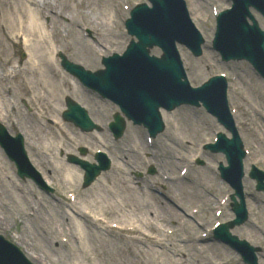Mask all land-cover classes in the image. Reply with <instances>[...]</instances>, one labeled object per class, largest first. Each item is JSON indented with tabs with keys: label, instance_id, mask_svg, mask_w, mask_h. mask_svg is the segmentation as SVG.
Masks as SVG:
<instances>
[{
	"label": "rangeland",
	"instance_id": "1",
	"mask_svg": "<svg viewBox=\"0 0 264 264\" xmlns=\"http://www.w3.org/2000/svg\"><path fill=\"white\" fill-rule=\"evenodd\" d=\"M5 1L0 0V18L5 11ZM134 1L137 0H43V6L37 5L41 15L40 22L45 24L46 31L57 32V52L62 51L70 61L80 63L86 69L95 70L102 67L99 63L101 54L120 52L130 40L131 36L123 28V20L128 15L125 7L130 8ZM185 1L192 20L207 40L201 58H194L188 50L183 47L179 48L187 76L190 82L196 85L212 74L226 73L229 83L228 99L231 108L236 110L235 120L239 134L245 148L249 150L250 157L259 160V163L255 164L264 169V82L252 71L248 62H220L218 54L210 48L214 30L212 11L226 7L227 0ZM109 13L113 14L114 21L106 23L103 16ZM252 14L260 28L263 29L264 17L254 11ZM47 16L51 18L50 21H46ZM4 25L3 23L0 25V36L3 38V49H1L3 59L0 67L2 70L11 66L17 67L18 73L12 84L7 81L0 84L3 89L9 85L13 86L9 92L3 91L4 99L3 103H0L2 120H0L8 130L18 129L23 133L31 162L41 170L49 186L54 188L55 192L48 194L38 189L31 180L20 179L16 174L14 164L6 158L0 148V233L16 244L35 264H81V262L86 264H243L228 246L218 242L215 244L214 242L200 243L198 239L201 237L202 230L187 219V223L194 227L184 225L181 221L183 220L181 212L161 197L157 196L159 198L157 206L154 205L151 197L155 196V193L152 194L149 189H138L140 193H131L136 183L132 181L128 172L104 174L96 181L97 187L90 189L81 187L82 173L75 166L70 172V178L66 179L63 168L68 164L64 158V160L59 158V149L75 150L73 141H84L89 143L93 149L101 147L98 142H102V147L108 149L104 144H107L109 135L105 129L103 132L84 135L69 124L68 129L72 137L66 138L62 133L63 125L54 122L59 120V113L64 108V97L67 95L85 104L95 122H99L102 126L110 117V112L114 107L111 103L104 102L86 91L73 75L67 73L60 65L57 52L55 57L60 71L58 75L54 77L47 70L45 75L48 78L47 84L34 80V91L26 90L21 76L32 80L33 75L30 71L31 63L27 60V49L20 40L8 38V31L6 34ZM84 28L89 29L93 37H85ZM76 38H84L85 41L82 43L88 46L80 49L74 44ZM89 47L91 51L88 50ZM150 51L153 54L159 53V50L154 47ZM22 53L24 57L21 56ZM59 75L66 78L65 83L59 82ZM41 88L47 91L43 99L38 97L42 93ZM174 116L172 123L169 124L170 133L161 135L154 147L159 152L155 162L161 161L160 163L164 164L163 169L172 173H177V169L181 166L189 167L185 175L190 182L184 178L173 185L179 189L183 208L188 207L189 210L193 206L206 205L209 201L213 204L215 196L220 198L227 186L211 167L216 166L223 156L205 154L203 159L206 160L207 167L201 169L210 176V179H215L217 176L216 181L220 188L217 183L213 187L210 182L198 179L202 177L197 174L200 171L192 169L195 166L192 161L195 144L203 142L204 135L210 133L209 117H202L194 109L185 106L176 110ZM129 124L128 134L117 142L115 148L111 147V150L115 149L116 157L131 158V163L136 168H141L153 162L152 159L149 161L146 158V153H151L152 149L146 146L143 136L141 137V149L138 139L131 135L132 124ZM216 128L219 127L216 126ZM141 130L145 129L141 128ZM173 132H177L179 138H175ZM187 141L194 144L190 146ZM128 148L136 151L129 154L124 151ZM176 156L182 157L181 162L176 161ZM87 157L90 158L89 155ZM169 157L176 162L173 167L167 163ZM249 161L251 160L247 162ZM246 168H248L247 163ZM48 170L51 173L50 176H48ZM246 181L249 180L246 179ZM203 188H210L208 190L213 196L205 194ZM71 193L74 194L75 201L69 200L68 196ZM196 193L206 198L203 200ZM144 197L150 199L147 213L139 211ZM75 208L85 210L88 214L85 216L88 221L84 219L81 221L83 225L80 226L83 228L79 232L86 234L82 242L74 238L70 243L68 233L71 232L73 237H77L79 233H77L79 228L73 222ZM252 208L250 220L258 225L259 230L249 226L251 233L249 234L250 239L247 240L253 246L258 247L256 250L259 255L257 264H264L263 194L257 195V202L252 205ZM28 211L35 213H33V220L28 221L26 217ZM148 214L153 216L149 221L163 228L164 233H169L167 238L164 237L163 242H150L149 236L159 231L158 228L155 229L152 226H149V229L143 227L137 232L135 228L133 231H127L135 232L128 234L129 236H141L146 241L127 243L131 249L130 252H126L127 255H122L123 259L118 258L121 254H112L113 249L118 250L122 246V240L111 242L114 238L108 234L107 228L98 231L93 227L94 219L105 217L109 219V222H115L120 227L126 228L131 224L145 222L143 218L148 217ZM200 214V216L205 215L204 212ZM231 215L232 212L227 209L223 217ZM207 219L206 225L209 226L213 221L210 218ZM243 228L235 226L233 233L241 238L246 235ZM116 235L126 236L127 233H116ZM81 244L84 245L81 246ZM158 246L159 248H156ZM150 249L159 250L161 254L154 258ZM87 250L90 251V258H85ZM106 261L110 262L106 263Z\"/></svg>",
	"mask_w": 264,
	"mask_h": 264
},
{
	"label": "water",
	"instance_id": "2",
	"mask_svg": "<svg viewBox=\"0 0 264 264\" xmlns=\"http://www.w3.org/2000/svg\"><path fill=\"white\" fill-rule=\"evenodd\" d=\"M234 11L231 15H223L220 18L219 32L217 34L216 45L217 48L222 52L225 59L230 57L234 58H247L254 66L264 65V32L258 33L257 26L248 27L245 23V17L248 15V7L253 5L259 10H264V3L258 0H234ZM154 8L147 14H143L138 18L141 19L140 22L145 23L147 33H153L155 36L152 40H148L145 37H141L140 42L135 45H131L128 54L125 56L122 64H119L120 70L133 71L143 76L147 73V68L149 70H155L156 68H164V88H171L174 86L172 77H178L181 73V67L177 56L174 53H166L159 62L151 61L147 58L146 46H151L153 44H159L165 47V43L171 41L174 37L181 39L182 42L189 45L193 50L199 44V40L193 33L192 29L186 23L185 16L182 13L183 7L179 4L178 0H154ZM135 18V15H134ZM165 24V25H164ZM168 24V25H166ZM183 25L181 32L175 36L166 38L164 34H161L163 28H171L174 25ZM170 25V26H169ZM129 30L132 32V20L128 22ZM145 30V31H146ZM257 30V31H256ZM145 33V32H144ZM133 51V52H132ZM63 58V57H62ZM158 61V60H157ZM106 66L105 70L90 72L84 70L78 65L68 62L63 58L62 66L88 83H99L101 88L111 92L110 82L105 77L112 69V64L109 62L104 63ZM156 73V72H155ZM138 82V81H136ZM156 83L158 81H155ZM141 88L143 89V96L141 99L143 103L147 106H152L151 89H147L146 85L148 81L146 79H139ZM154 90V88H153ZM169 99H172L170 93H165ZM69 111L65 115L70 114L72 109L76 107V103L66 99ZM18 142V143H16ZM16 142H10L5 136L2 127L0 126V143L9 151L11 157L16 159L18 168L20 169V175L23 177L27 175L24 172L25 165L21 162L20 155H13L19 145L21 147V138L18 137ZM16 143V144H15ZM226 235H228L226 233ZM1 240V239H0ZM237 242L239 241L236 238ZM243 245L248 246L244 241H239ZM5 246V247H1ZM249 247V246H248ZM243 249V248H241ZM0 264H29L23 255L17 250L16 247L9 243H0Z\"/></svg>",
	"mask_w": 264,
	"mask_h": 264
},
{
	"label": "bare ground",
	"instance_id": "3",
	"mask_svg": "<svg viewBox=\"0 0 264 264\" xmlns=\"http://www.w3.org/2000/svg\"><path fill=\"white\" fill-rule=\"evenodd\" d=\"M4 4H5V11L1 15L2 17L0 18V25L2 23L3 25L5 24L4 26H5L6 34L8 31V34H7L8 38L20 40L22 42V45L27 49V52H28L27 60H29L31 63L30 71H31V74H33L31 77L32 80H29V78L25 76H21V78L24 83L25 89L34 91V87H33L34 80L47 84L48 78L45 77L47 70L51 72V74L54 77H56L58 73L60 72L57 66L56 57L54 55V52L56 51V43L58 42V36H56L57 32L53 30H51L50 32L49 31L47 32L46 31L47 29L45 28V24H42V22H40L41 15L38 9L39 8L38 5L43 6L44 5L43 0H6ZM71 16L73 17V15ZM103 17L106 23H111L112 21H114V17L112 13H109L107 16H103ZM2 41H3V38L0 36V63H1V60L3 59V52L1 50L3 49ZM82 41L83 42L85 41L84 38H76L74 41L76 43L74 44L77 45V47H79L80 49L83 47H86L87 44L85 45V43H82ZM89 48L90 49L88 50L91 51L92 50L91 47ZM7 70L8 72L2 70L0 67V84L1 85L4 81L12 82L13 80H15V77L17 76V73H18L17 67L11 66ZM59 82L65 83L66 78L62 75H59ZM48 85H49V82H48ZM5 89L9 90L10 88L6 87ZM5 89H3V87H0V103H3V99H4L3 91H5ZM40 92L42 93H40L38 97L40 99L45 98L46 97L45 94L47 93V91L44 88H41ZM131 129H132L131 135L135 136L136 139H138V144L140 145L142 149L141 136H143L144 133H142L141 128L139 126L131 125ZM134 151L136 150L134 149ZM169 159L167 163L173 167L175 162L171 160V157H169ZM63 169L65 170V175H66L65 178L66 179L70 178V172L73 169V166L68 164L67 166H64ZM197 174L202 176L201 178H198V179L203 180V181H208L212 184V186L213 185L215 186V184L217 183L220 188L219 183L215 179H210V176L206 174L205 171H200ZM96 187L97 185L94 186V188ZM129 193H130V190H129ZM131 193L135 194V193H140V192L137 191L136 189H133L131 190ZM198 196L202 197L203 200L206 198L205 196H201V195H198ZM152 200L154 202V205H156L157 197L152 196ZM139 211L141 213L142 212L147 213V211H149V207H147L145 211L143 209H140ZM76 212H78V214H76L74 218L76 222L75 220H73V222H74V225H77V228H79V230H77V233H78L83 228V226H80V225H83V222L81 221L84 219V221L87 222L88 220L85 217L87 215L84 216V214L82 213V212L85 213V211H83L82 209H76ZM33 213L34 212H30V211L26 212V217L28 218V221L33 220L32 217L35 214ZM94 220L95 221L93 223V227L96 228V230L101 231V229H106V228L108 229L107 231L108 234L112 235L114 238L111 242H115L116 240L118 241L122 240V246H120L118 250L113 249V252H112V254L114 255L121 254V257L120 256L118 257L120 259H123L122 255L123 256L127 255L126 252H130L129 250L131 249V246H129L127 243H131V242L134 243L138 241L140 242L142 240L146 241L141 236L132 237L128 235L130 234L128 232H122L121 230L115 229L116 226L114 222H109V219L105 217L97 218ZM181 221L184 224H188L186 219H183ZM188 225L190 226V228L192 227L190 224ZM158 230L159 231H155V235L149 236V238L151 239L150 242H161V241L163 242L165 240L164 237L167 238L166 233H164L161 228H158ZM116 233H127L128 236L127 235L126 236L116 235ZM68 234L70 237V243H71V239H74V238L82 242V240L84 239V236L86 235L83 232H79L77 237H73L71 232H69ZM83 245L84 244H81V246ZM156 248H159V246ZM150 250L152 251L151 253H153L152 256L154 258H157L161 254V252L160 253L158 252L159 250H156V249H150ZM85 252L87 253V255L85 253V258L87 257L90 258V251L87 250ZM108 262L110 261H106V263ZM81 264H86V263L81 262Z\"/></svg>",
	"mask_w": 264,
	"mask_h": 264
}]
</instances>
